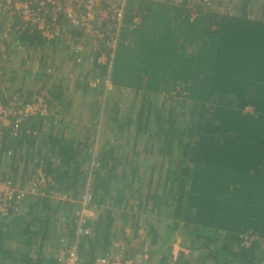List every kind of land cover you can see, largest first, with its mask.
Masks as SVG:
<instances>
[{
  "label": "trees",
  "instance_id": "obj_1",
  "mask_svg": "<svg viewBox=\"0 0 264 264\" xmlns=\"http://www.w3.org/2000/svg\"><path fill=\"white\" fill-rule=\"evenodd\" d=\"M187 1L177 7L171 0H127L111 70L89 54L81 56L90 73L82 74L90 78L85 99L102 105L106 98L110 107L103 119L117 124L116 143L102 148L92 172L91 201H114L116 208L122 201H137L147 213L162 214L150 224L153 234L164 223L173 231L182 224L178 235L190 254L181 252L174 264H264V0H210L208 8L195 2V18ZM134 17L141 22L132 29ZM59 22L66 23L62 16ZM23 28L17 16L0 14V68L28 45L56 49L77 65L64 40L47 46L39 31ZM68 33L82 35L77 28ZM89 47L86 39L84 49ZM6 75L0 70V106L11 115L3 90H20L23 81L16 87L15 77L7 76L10 86L2 90ZM109 75L112 89L105 86ZM53 87L27 89L28 98H13L24 105L41 98L45 108L23 118L18 133L0 129V177L25 192L41 172L54 179L56 192L78 201L101 119L90 120L92 127L98 125L95 130H79L63 103L72 95L70 82ZM77 104L80 116L87 108L81 99ZM124 134L133 140L131 148L130 138L118 141ZM44 194L15 193L11 199L9 215L0 217V264H62L60 255L74 239L84 260L78 264H93L96 257L87 256L85 244L98 237L108 244L118 228L106 223L100 234V220L96 232L76 235L78 203ZM247 235L254 237L249 246L243 244ZM118 238H112L113 246Z\"/></svg>",
  "mask_w": 264,
  "mask_h": 264
},
{
  "label": "crops",
  "instance_id": "obj_2",
  "mask_svg": "<svg viewBox=\"0 0 264 264\" xmlns=\"http://www.w3.org/2000/svg\"><path fill=\"white\" fill-rule=\"evenodd\" d=\"M13 41V39L11 40ZM10 41V42H11ZM28 45V44H26ZM10 47V46H9ZM64 49V48H63ZM48 47L40 46L37 48V50L33 49L31 45L26 46V49L18 52L16 55L17 57H12L9 59L10 62H6L3 64V66L0 68V70L4 73H6L5 77V84L1 85L2 90L4 87L10 86V81H7V76H13L15 79L13 80V86L18 87L19 81H23V85L20 90L18 88H8L4 89L3 93L5 95V99L9 101H13V98L23 96L22 98H28L27 95V89H36L39 87H44L47 91H55L52 89V85H54L53 88H61L65 85L67 81L70 82V88L71 90L69 93H72V95L67 98L66 101H63V103L66 104V110L69 120L71 121V124L75 125L77 128L78 122L79 130L84 131V126H86V130L89 128L92 130H95L96 126L92 127V121L90 120L93 118L94 115H100V117L103 116L104 110H106V107L103 106L104 104L100 105L98 101L94 100L93 98L89 97L85 99L84 96V89H85V82H88L90 78H83V73L90 74L89 72H85V66H82L81 68H78L75 64L73 59H63L60 52L58 50H52ZM30 51V53H29ZM63 52V51H62ZM65 52V51H64ZM3 84V83H2ZM20 88V87H19ZM15 96H13V95ZM3 97V95H2ZM80 99L83 101L84 106L87 108L86 111L82 115H78L80 113V110H78V102ZM73 100L74 102L69 105L67 101ZM90 101L95 102L92 104L93 107L90 105ZM67 102V103H66ZM15 103V102H14ZM100 105V107L98 106ZM100 108V109H99ZM100 110V111H99ZM94 112L90 116V112ZM77 116L81 117L80 121L78 120ZM109 117V116H108ZM105 122L101 121L99 123L98 129L103 131L106 129L109 130L110 127V121L106 119ZM111 120V118H110ZM94 124V123H93ZM85 130V135H86ZM91 132V131H90ZM104 132V131H103ZM101 133L100 138L98 137L100 134L99 132H96L93 134L95 138L93 139V144L89 147V155L92 157L91 160H95V164H92V167H98L97 165V159L98 155L102 153V148L104 146H110V137L107 136V132ZM84 135V138H85ZM130 138V137H128ZM99 139V140H98ZM81 142H83L81 140ZM133 143V140L130 138L128 139V146L131 148ZM83 145V144H82ZM83 151V150H82ZM86 151V147H85ZM98 153V155H96ZM95 157V158H94ZM92 162V161H91ZM150 161H148L149 163ZM91 164V163H90ZM90 164L86 165L88 167ZM93 172V171H92ZM92 172L88 171V180L84 184V188L82 190V194L78 196V201H71L73 203H69L71 205L76 204V209H79V216L81 215L83 206H82V199L85 197L87 193H93V182L91 179ZM49 186L51 189L57 191L59 187L56 186V183L53 178H49ZM92 182V183H91ZM80 189L81 186H77V189ZM48 189H50L48 187ZM62 190V188L60 187ZM46 192V191H45ZM43 196H45L44 193H42ZM50 197L49 195H47ZM56 200V199H55ZM57 201V200H56ZM100 202H93V204L98 205L96 206V213L93 218H90L87 220L86 224L87 227L92 230V232H96L98 228V223L100 220H102L101 232L100 234H104L105 230L103 225L106 223H110L112 226H116L118 228L116 235V243L122 244L125 249V255L129 261L128 264H174L181 252L186 253V251L182 250L179 252H174V248L172 247V244L178 239L179 231L182 228V224H179V231H173L170 227L171 225H168L167 223L162 224V227H160V231L158 234H153V229L150 224L157 223V217L161 218L158 214L154 213H147V211H144L142 209V206L137 205V201H122L121 203H117L119 208H116L113 203L114 201H104V203ZM63 206V205H62ZM61 206V207H62ZM64 207V206H63ZM121 207V208H120ZM69 208L65 210L68 211ZM60 216V215H59ZM58 218V217H57ZM170 220V219H169ZM168 221V220H166ZM138 223V224H137ZM113 226V227H114ZM166 229V230H165ZM164 230V232H163ZM165 231L168 232V234H165ZM77 235V234H76ZM95 237V235H94ZM115 237L111 236V239L109 240L108 244H105V237H98L95 238L93 241L92 239L89 241L88 245L85 244V252L87 253V256L89 257H99V256H107L110 255L112 251H116V249L113 246V240ZM74 238V237H73ZM114 238V239H112ZM78 240L74 239L73 243L71 245L75 246L78 245L76 250L78 251L80 248V244ZM88 246V247H87ZM91 249H94L92 251ZM115 249V250H114ZM90 253V254H88ZM190 254V253H187ZM84 260L79 257V262H83ZM128 262V261H127Z\"/></svg>",
  "mask_w": 264,
  "mask_h": 264
},
{
  "label": "built area",
  "instance_id": "obj_3",
  "mask_svg": "<svg viewBox=\"0 0 264 264\" xmlns=\"http://www.w3.org/2000/svg\"><path fill=\"white\" fill-rule=\"evenodd\" d=\"M169 2V0H160ZM184 0H171L177 7L183 6ZM200 3L203 6L212 7L210 0H193L187 1V7L191 9L192 18H195L194 3ZM108 4L110 8L104 9L103 6ZM127 0H0V14H6L9 17L17 16L23 25V29L33 27L39 31L48 42L64 40V43L70 48V53L73 52L77 56V62L81 61V56L89 54L90 59H94L111 70L112 61L115 55V49L119 44L120 33L125 20V12ZM62 16L64 25L60 24L59 17ZM141 20L134 17L132 29L140 25ZM78 29L82 35H73L68 33L69 29ZM68 29V30H66ZM106 29V32H104ZM3 38L5 36L3 35ZM88 39L89 48L84 49L85 41ZM3 45V43H1ZM106 49L107 53L102 50ZM99 52V54H98ZM110 75L105 82L108 89H112ZM98 80L92 84L95 86ZM37 103L23 105L22 111L19 114L15 113V117L10 119L6 109L0 106V129L12 126L15 133H18L17 126L23 118L27 116H36L38 113L43 114L45 105L41 98L37 99ZM16 125L13 127L14 123ZM49 179H46L44 174L38 172V177L29 183L28 190L20 193L21 195H43L37 189H43L50 196L55 190L48 189ZM17 189L12 186V182L8 179H0V217H7L11 208V199L17 193ZM43 192V193H44ZM57 194V193H55ZM60 195V194H57ZM55 195V196H57ZM62 195V194H61ZM63 199L66 194L62 195ZM87 197V198H86ZM69 198V195H68ZM86 199L82 201V212L78 220L77 235H88L90 231L83 228L87 220L93 218L96 213V206L91 201V194L87 193ZM66 201V200H63ZM250 238L244 237L243 244L248 245ZM248 240V241H247ZM253 242V241H252ZM115 244L114 248L117 253L107 256L96 257L93 264H128L129 261L124 260L123 246ZM77 245L73 246L68 252H63L60 255L62 264H78L79 257L77 254ZM114 249V250H115Z\"/></svg>",
  "mask_w": 264,
  "mask_h": 264
},
{
  "label": "rangeland",
  "instance_id": "obj_4",
  "mask_svg": "<svg viewBox=\"0 0 264 264\" xmlns=\"http://www.w3.org/2000/svg\"><path fill=\"white\" fill-rule=\"evenodd\" d=\"M189 1H193V0H189ZM237 13H238V11H236ZM233 13H235V10H233V9H230V14H233ZM13 52V51H12ZM83 66V63L81 62V61H78L77 62V67L78 68H81ZM106 84H107V82H106ZM106 84H105V86H106ZM124 96V95H123ZM122 97V96H121ZM121 97H119L120 99H122ZM102 98H104V97H102ZM106 100V98L103 100V104H104V101ZM11 103H10V105H12V108L11 109H14V113L13 114H11V115H9V117H10V119H12L13 117H15V113L16 114H19L21 111H22V108H20L21 106H23L24 104H22V103H20V104H15V103H13V101H10ZM108 102H111L110 100L108 101ZM107 102V103H108ZM103 106H105L106 108H108V107H110V105H107L106 103L103 105ZM7 111V110H6ZM104 116V115H103ZM104 117H100V119H101V121H103L102 119H103ZM110 120V119H109ZM100 121V122H101ZM110 127H109V130L107 131L106 129H104L103 131L106 133L107 132V136H109L110 137V141H113V140H115V143H116V130L115 129H117V124L115 125L114 124V122H113V118H111V121H110ZM114 124V125H113ZM7 127H12V126H7ZM100 130L98 129V132H99ZM103 132V133H104ZM118 138H120V139H118V141L120 140V141H124V139H127L128 137L124 134L123 136H121V137H118ZM123 152H125V153H127L125 150H123ZM96 155H98V153H96ZM123 156H125V155H123ZM97 158V157H96ZM96 158H95V160L93 159V160H91L92 162H91V164H90V166H88V167H86V168H88L89 169V171L90 172H92V171H96L97 170V168L98 167H92V164H95V161H96ZM98 161V160H97ZM160 164V163H159ZM96 165V164H95ZM104 174V173H103ZM91 179H92V182H94V179H93V176L91 175ZM91 182V183H92ZM54 193L50 196L51 198H53V199H56L57 201H63V200H68V201H72V199L71 198H68V194H66V198L65 199H63V197H62V193H58V192H56V191H53ZM55 193H57V194H60V195H57V194H55ZM62 194V195H61ZM55 195H57V196H55ZM65 195V194H64ZM87 195V194H86ZM85 195V196H86ZM87 198V197H86ZM85 197H83V199H82V201H84V199H86ZM74 201V200H73ZM77 215H79V211H78V214ZM58 220H62V217L61 216H58V218H57ZM86 225V224H85ZM85 228H87V225H86V227ZM166 230V229H165ZM88 231H90V233L92 232V230H90V228H88ZM163 232H164V230H163ZM165 234H168V232L167 231H165ZM77 237V236H76ZM254 239L253 238H250V241H248V245H250V243L253 241ZM185 242V240L182 238V237H178V239L172 244V247L174 248V252H179V251H182V250H184V251H186V255H188L187 253H189L190 252V250H187L186 248H185V246H184V243ZM121 246H123L122 244H120ZM119 245V246H120ZM124 247V246H123ZM122 251H124V255H123V257H124V260L125 261H130V260H128L127 259V257H126V255H125V249H123L122 248ZM117 253V251H112L111 252V254L110 255H112V254H116ZM131 262V261H130Z\"/></svg>",
  "mask_w": 264,
  "mask_h": 264
},
{
  "label": "clouds",
  "instance_id": "obj_5",
  "mask_svg": "<svg viewBox=\"0 0 264 264\" xmlns=\"http://www.w3.org/2000/svg\"><path fill=\"white\" fill-rule=\"evenodd\" d=\"M0 179H2V177H0ZM4 179H6V178H3L2 180H4ZM16 189V188H15ZM28 190V187L26 188V190H25V192ZM18 192L17 193H22L21 191H19V190H17ZM45 193V192H44ZM49 195V194H48ZM34 196H36V197H43V195H41V194H39V195H34ZM50 196V195H49Z\"/></svg>",
  "mask_w": 264,
  "mask_h": 264
}]
</instances>
